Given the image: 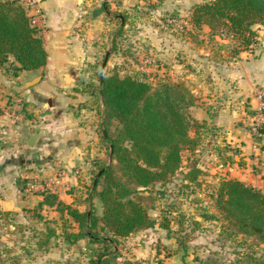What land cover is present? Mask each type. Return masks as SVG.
Here are the masks:
<instances>
[{
  "label": "crops",
  "instance_id": "1",
  "mask_svg": "<svg viewBox=\"0 0 264 264\" xmlns=\"http://www.w3.org/2000/svg\"><path fill=\"white\" fill-rule=\"evenodd\" d=\"M35 1L45 17L40 29L47 52L42 80L22 89L40 70L23 71L18 76L0 70V210L8 214L10 221L15 215L26 216V211L34 217L41 214L45 221H59L61 215L55 208L40 206L43 193L25 191L27 183H42L49 187L46 192L72 205L75 199L87 196L94 162L107 157L100 141L102 122L89 107L93 96L87 89L101 84L96 77L98 64L108 54L109 59L116 54L112 46L117 26L112 18L119 16L114 14L120 11L118 0ZM122 1L129 14L138 2ZM208 36L213 43L223 40ZM129 37L135 45L137 35ZM166 37L168 43L164 48L162 45L164 53L160 54L168 66L166 76L173 82H184L191 90L197 98L190 109L191 117L205 123L203 129H210L216 141L214 149L202 142L194 153L217 159L221 179L239 180L264 193V133L257 141L251 133L257 106L255 90L264 89V32L257 35V43L250 50L234 55L226 45V50L217 52L214 58L203 46L204 41L202 47L192 49L181 42H169L168 39L175 40L172 36ZM157 39L152 36L142 42L157 53ZM226 51L231 55L226 56ZM190 64L198 69L190 70ZM28 133L38 135L33 146L26 143ZM197 168L206 170L203 164ZM99 207L100 214L101 204ZM154 212L157 217L151 216L156 221L153 228L120 241L119 247L128 251V257L121 254L118 263L120 258L134 264L154 257L161 258L160 264L189 263V258L178 251L176 228H160L159 211ZM43 231L44 227L38 235ZM54 241L55 246L66 251L72 246L87 252L84 264L99 252L98 246L88 240L74 246L62 238L52 240V246Z\"/></svg>",
  "mask_w": 264,
  "mask_h": 264
},
{
  "label": "trees",
  "instance_id": "2",
  "mask_svg": "<svg viewBox=\"0 0 264 264\" xmlns=\"http://www.w3.org/2000/svg\"><path fill=\"white\" fill-rule=\"evenodd\" d=\"M142 1L154 7L163 0ZM118 17L112 18L118 26L114 51L121 48L125 28L132 22L129 12ZM190 22L193 28L208 26L213 31L219 30L221 36L230 37L231 51L237 55L257 43L253 26L264 24V0H212L195 4ZM46 62L43 38L27 11L15 1L0 0V70L18 76L23 71L37 72ZM102 64L103 61L98 64L96 72L102 83L87 90L93 96L89 107L102 122L100 141L105 146L106 160L94 162L87 196L75 199L72 205L60 201L53 193H43L40 206L55 208L61 216L59 221H45L41 214L35 215L44 223L36 245L48 250L54 239L62 238L68 245L88 240L99 248L88 264H119L120 241L156 225L151 211H159L160 228L171 231L176 226L178 232L191 225L195 230L200 220L219 221V217L205 208L191 215L173 203H165L162 210L157 207L155 186H166L178 173H183L181 184L186 189L207 186L206 174L199 168L183 172L184 151H195L201 144L197 129L205 124L191 117L190 109L197 100L191 90L172 81L154 86L147 78L121 76L116 69L109 71L107 67L101 75ZM211 196L216 210L227 222L225 232L241 237L244 245L250 239L264 244V193L239 180L222 178L213 185ZM96 198L100 200V214L94 204ZM178 246V251L186 255L182 241H178ZM7 252L0 247V264H21L18 257ZM252 262L264 264V255Z\"/></svg>",
  "mask_w": 264,
  "mask_h": 264
},
{
  "label": "rangeland",
  "instance_id": "3",
  "mask_svg": "<svg viewBox=\"0 0 264 264\" xmlns=\"http://www.w3.org/2000/svg\"><path fill=\"white\" fill-rule=\"evenodd\" d=\"M209 1L212 0H163L160 4L149 7L148 3L138 0L131 7L133 8L131 11L132 22L125 28L126 32L124 31L123 35L125 36L121 40L120 51H114L116 54L112 53L114 57L108 60L107 69L109 71L116 69L121 76L131 75L133 77L140 76L147 78L154 86L160 82L171 81L166 76V67L168 66L165 65L160 55L164 53L162 45L164 48V43H168L165 35H168V38L172 36L175 39H168L169 42H181L182 46L186 45V47L192 49L202 47L201 41H204L203 46L207 47L208 50L210 49L213 58L216 54L218 56L217 52L222 53L226 50V45H228V48L230 47L231 38L221 36L219 30L213 31L208 26H203L201 29L193 28L190 22L192 7L195 4ZM118 3L120 5L119 10H122V12L118 11L114 12V14L118 15L127 12L124 1L118 0ZM253 29H255L257 35H262L264 24H256L253 26ZM129 35H137L138 40L135 45L131 42ZM208 35H215L219 38L221 37L223 40L220 41L217 38L218 40L213 43ZM152 36L156 39L158 37L157 40L160 47L159 49L155 47L157 53L149 51L144 47V42H142V39L149 40ZM232 43L235 44V41ZM229 51H226V56L231 55ZM151 61H154L153 65H150ZM189 67L190 70L196 71L198 69L193 67L192 64ZM188 83L192 84V81H188ZM182 84L186 86L184 82ZM200 115L201 113L197 116ZM197 130H199L201 143H208L206 145L214 149L216 141L212 138L213 132L210 129L204 130L203 128ZM194 131L196 129L192 133ZM183 157V172L188 168L197 167L201 164L205 166L206 170L203 172L206 174L204 180L207 186L199 189L191 186L186 189L181 184L183 173H178L174 180L166 186L161 187L160 184L155 186L154 192L158 193L156 195L158 210L164 209L166 207L165 203H173L180 207L182 206L184 212L191 215L202 212V209L205 208L219 217V221L213 219L207 221L200 220L201 223L199 226H196L195 230H192L194 226L191 225L185 231L178 232L177 227L174 226L176 228V231H174L175 239L182 241L186 247V257L189 258L188 264H255L252 262V259L263 257L264 244L250 239L245 240L247 244L244 245V240L241 237H234L225 232L224 228L227 227V222L216 210L211 191L217 180L221 179L222 172L217 170L219 164L217 163V159L211 160L210 157L194 153V151H184ZM208 165L211 167L209 168ZM88 183L90 184L91 182L89 181ZM98 199L96 198L94 201L97 213L100 212V202L98 203ZM25 213L27 214L26 216L15 215L13 220L10 221L8 214L0 210V247L4 250L6 248L8 250L7 253L18 257L21 264H84L87 262V252L77 247L72 248L71 246L69 251H66V248H60L58 245L55 246L56 241L53 242L54 245L48 250L37 246L35 243L37 242L40 229L44 227L42 225L43 222H39L31 211H26ZM151 216L157 217V212L153 211ZM136 243L140 242L136 241ZM140 244L142 245V243ZM119 248V253L128 257V251H124V247ZM158 259L160 260L154 257L142 260L149 263L154 261L159 263L162 261L161 258ZM119 263L128 264V262L123 261L121 258L119 259Z\"/></svg>",
  "mask_w": 264,
  "mask_h": 264
},
{
  "label": "built area",
  "instance_id": "4",
  "mask_svg": "<svg viewBox=\"0 0 264 264\" xmlns=\"http://www.w3.org/2000/svg\"><path fill=\"white\" fill-rule=\"evenodd\" d=\"M15 1L23 6L27 11L28 15L31 17V23L33 26L37 27L39 30L44 25L45 17L41 10L37 7V1L35 0H9ZM154 61H151L150 65H153ZM255 98L257 100V106L254 109L251 133L254 140L257 141L261 136V131L264 129V89L255 90ZM49 187L38 182H28L25 191L27 193H45L48 191ZM136 264H158L157 262H141Z\"/></svg>",
  "mask_w": 264,
  "mask_h": 264
},
{
  "label": "water",
  "instance_id": "5",
  "mask_svg": "<svg viewBox=\"0 0 264 264\" xmlns=\"http://www.w3.org/2000/svg\"><path fill=\"white\" fill-rule=\"evenodd\" d=\"M108 59H109V54L104 59V62H103V65H102V70H101V75H103L105 73V69H106V66H107V63H108ZM43 75H44V68L40 69L38 74L32 80L26 81L25 85L23 86L22 89H27V88H30V87H33V86L37 85L42 80ZM101 83H102V81H101ZM37 137H38V135H34V134H31V133H28L26 135V143L29 146H33L34 143L36 142Z\"/></svg>",
  "mask_w": 264,
  "mask_h": 264
}]
</instances>
